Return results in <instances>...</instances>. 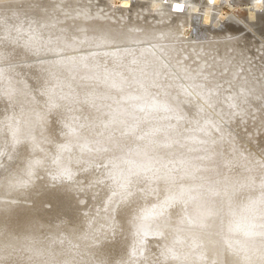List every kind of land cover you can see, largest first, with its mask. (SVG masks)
I'll return each instance as SVG.
<instances>
[{"label": "bare ground", "instance_id": "1", "mask_svg": "<svg viewBox=\"0 0 264 264\" xmlns=\"http://www.w3.org/2000/svg\"><path fill=\"white\" fill-rule=\"evenodd\" d=\"M171 1L179 2L187 9L189 21L193 14L202 12L199 9L200 2L204 9L202 15L204 24L211 22L212 11L216 10L219 3V0H205L206 3L204 0L197 3L192 0ZM149 3V8L154 12H157L162 6V1L159 0ZM253 5L255 9L261 10L264 8V1L254 0ZM179 13L182 12L179 11L176 15ZM229 14L228 11L226 13L219 12L216 20L220 22L223 19H229L230 15L234 16V14ZM10 17L12 20L15 18L12 15L2 16L3 20L0 22V61L3 63L4 60H10L17 56L26 59L33 56V63L18 66L17 70L20 69L21 74L22 72L26 74L24 80L27 81L26 83L33 92L32 100H30V103L31 101L33 103L29 106L36 111L33 109L35 117L33 116L31 121L26 120V123H23L27 125V121H30L28 123H31L33 127L30 129L33 130L32 133L27 130L26 135H22L23 125L19 121L21 117H19L20 108L18 106L20 103L14 96V90L10 89L11 85L6 86L5 84L10 73H2L4 71L2 68V72L0 71V81L3 86V90L0 91V149L2 152L4 150L5 154L2 155L4 158L0 162V264H145L147 261H151L152 264H179L178 262L181 261L179 259L183 260L180 264H264V243L260 242H264V236L230 232L227 228L226 216L230 200L233 203H238L264 193V161L259 162L254 155L247 154L245 151L241 152L242 146H239L240 143V145L245 144L248 148L250 147L251 150L257 148L264 155V133H257L258 137L255 138H247V133H245L246 136L244 133H239L241 137L235 135L234 146L240 155L236 153V149L233 150L235 147L232 149L229 147L230 144L222 143L218 151L223 165L217 173L213 170L216 150L213 140L219 131L217 124L223 114L215 115L212 119L203 117V119L205 118L203 120L201 118L203 108L206 109L204 104L205 101H208L207 99L226 108L223 110H227L230 106L229 102L224 100L225 97H220L219 90L214 88L218 82L214 85L211 77L208 81L210 84L203 88L204 93L200 91L203 94L196 96L194 103L187 102L190 105L184 107L183 114L176 110L175 105H172L171 98H167L168 101L165 100L166 98L155 96L158 98L156 99L153 96L154 99L151 97L152 101H147V104H139L140 100L145 98L142 94L147 89L143 91L141 87H145L146 82L133 85L134 88H137V93L133 92L134 94H130L122 88L121 82L127 79L125 77L126 79L122 80V78L128 71L141 77L143 67L148 66V72L152 73L153 78L164 73L168 56L177 54L178 44H180V41L174 43L170 40L171 29L173 25H176L173 24V21L168 23L169 25L167 24L168 27L164 31L162 30L163 37L170 38H165L168 41L163 43L158 41L156 46L161 45L158 49H155L156 46L148 48L141 46L137 48L139 51L123 49L124 51L121 53L123 62L121 61V63L115 52H107L102 63L100 62L101 67L98 68L100 73L96 74L92 71L94 67H97L93 63L95 59H92L93 61L86 60L81 55L79 59H76L78 58L76 55H74L75 57L61 58L59 53H53L52 49L65 50V47L71 46V42L66 40L67 46L60 42L58 46L54 47L52 41L43 37L41 26L31 25L30 21L33 16L27 23H11ZM234 17L240 21L236 16ZM249 18L250 20L258 19L256 13H250ZM258 22L264 26V16L263 18L259 17ZM188 26L190 25L182 28L184 37L182 42L191 29V27L189 30L186 29ZM229 27L235 29V27ZM89 28L94 27L89 26ZM94 30L97 36H100L102 43L115 42L117 35L115 32H110L103 27L99 28V26H95ZM143 35L144 38H147L151 36V33ZM123 38L125 37L123 36ZM15 41L18 43L17 45L14 44ZM220 42H222L221 39ZM216 43L214 44L216 45ZM51 44L52 46H50ZM229 45L231 42L229 44L227 42L223 46L232 48ZM202 47L205 48L204 45ZM49 50L54 55L57 53L60 57L35 62ZM75 64L77 66H74ZM6 69L8 67L5 68V72ZM105 75H108L110 80L106 81ZM113 77L117 78V80L115 78L113 80L116 87L112 86L111 78ZM90 83L94 84L92 85L94 87H90ZM160 86L159 88H161ZM257 86L252 83L251 87L246 89V93L250 95L248 100L251 103L255 101V92H258ZM57 88H61L62 91H58ZM170 90L175 100L181 96L190 97L196 91L192 87L168 88L167 92ZM162 91L166 90L163 88ZM111 95L117 97L113 103V105L116 103L117 106H111L109 112L107 109L105 110L107 112L104 111V113L92 111L94 106L97 107L94 104L96 101L112 97ZM256 98L258 97L256 96ZM112 99L111 101H113ZM129 101L135 104L133 112L137 116L132 117L135 123L132 122V125L124 128L123 120L126 112L123 105ZM93 104L94 106H92ZM152 105H165L169 112L165 114L153 111L150 107ZM257 114L259 113L257 112ZM164 116L167 118H162ZM257 117H255L257 122L254 120V123H259L260 119ZM236 121L231 123V130L237 128H235ZM128 122L130 123L129 120ZM176 122L183 125V127L178 125V127L181 126V129L177 128L181 130V134L185 133L187 136L190 156L182 155L180 158L181 156L179 157V154L174 152L164 156H168L166 160H182L189 163L196 176L194 182L202 185V190H204L199 200L176 202L170 200V194L175 192L180 184L193 182L186 179H177L173 182L161 177H145L135 173H128L126 179L120 182L112 178L114 162L126 158L133 149L143 147L145 133L156 129L159 132L162 131L153 138L156 141L155 150L173 144L172 132L176 128L174 127ZM15 123H19V125L14 126ZM89 123L97 127L95 126L96 128L93 129L94 134L83 137L78 131V127L84 124L86 126ZM261 123L264 124V122ZM261 126L263 127L262 124ZM254 128L257 129L256 126ZM192 133L194 136L190 135ZM198 134L204 138V143L213 145V148L207 152L200 150L197 141ZM125 136L128 138L127 142L123 141ZM201 142L203 143V141ZM122 143L124 144L120 147ZM131 146L133 149L128 148V150L127 147ZM198 154L202 155V164L196 162ZM97 170L99 176L95 174ZM66 173L70 174V179L64 178ZM180 175L177 173L178 177ZM47 176L54 181L52 186L49 185L51 182ZM94 180L101 185L93 183ZM78 181H83V186L76 190L74 186ZM93 184L96 185V189L91 188ZM212 187L220 190L221 195H212L209 191V188ZM100 198L104 201L100 210L105 212H99L97 216H88L87 226L83 227L78 214L79 210L83 205V207L85 206L84 210L89 211L90 209L86 207H89V204L94 201L93 204H97ZM114 198L117 199L112 203ZM219 201L222 205L221 216H218L220 210L218 212L214 207L215 203ZM181 209L187 212L182 218L186 219L189 228L201 231L185 230L183 235L176 239L180 248L176 253L167 255V248H169L171 240L168 233L173 230L169 226L170 224L172 227L177 226V218ZM110 210L113 213H109ZM139 213L144 215L142 217L144 220L139 219V222L135 224V216ZM208 213L214 214L208 215ZM161 214L174 221L170 224L166 223V220L164 223H151ZM219 222L221 224L220 234L223 236H214L213 230L220 232L217 226ZM183 243H188L190 247L196 249L197 255L194 261L190 262L187 259L186 246Z\"/></svg>", "mask_w": 264, "mask_h": 264}, {"label": "rangeland", "instance_id": "2", "mask_svg": "<svg viewBox=\"0 0 264 264\" xmlns=\"http://www.w3.org/2000/svg\"><path fill=\"white\" fill-rule=\"evenodd\" d=\"M151 1L153 0H150V1L149 0H144V1H141V0H0V22H2L1 20H3L2 16L4 17L6 15H10V16L12 15L15 17L13 20L10 17L11 23H16V22L27 23L29 19L32 18L33 16L32 21H30L31 25L36 24V27H38V25L41 26L43 30V34H42L43 37L47 38V40L52 41L53 42L52 44L54 47L58 46L60 42L65 44L66 40L71 42L70 43L71 46L68 45L69 47H65V50L59 49V51H56L57 49L55 48L52 49L53 53L55 52L59 53L58 55H60L61 58L65 56L75 57L74 55H76L78 57L76 59H79L81 55V57H85L86 60L91 59V61H93L95 59L93 63L97 67H94L92 71H94L96 74H99L100 70L98 68L101 67L100 62L102 63V61L105 58L104 56H106L105 54L107 52H115L116 56L118 57V61L121 63L122 61L121 53L122 51L126 49L128 51L132 49H136V51H139V49H137L138 47H141V46L146 47V48L152 47V46L155 47L158 41H161L162 43L164 41H168L170 37L165 36V38H168V39H165L163 37L162 30L164 31V29L168 27L169 25L168 23L173 21L174 22L173 24H176V25H173L171 29L172 39L170 38V40H172L174 43L180 41V44H178L177 54H171V56H168L169 58L167 60V65L164 68V73H161L159 76H156L153 78L152 73L148 72V69H149L148 66L143 67V74L141 77H137L135 73H133L132 71H128L126 75H124L122 78V80H124L125 77L127 78V79L125 78L126 79L125 81L121 82V84L123 85L122 88H124V91L129 92L130 94H134V93H137V88H134L133 85H137L138 83L145 84L146 82V84L144 85L145 87H141L143 91L147 89L142 94L145 96V98H143L144 100L143 99L140 100L139 104H147V101H152L153 96L156 99H158L157 97L159 96H160L159 98H164V99L166 98L165 100H168L171 98L170 101L173 102L172 105H175V108L177 107L176 110H178L179 113L182 112L181 114H183L184 107L186 108L190 105L187 102L194 103V101H196V96L204 93L203 88L206 85L210 84V82L208 81L210 80L211 77L213 78L212 83H214V85L218 82L216 86L214 85L213 86L214 88H217V90H219L220 97L222 98L225 97L224 100L226 99V101L229 102V105H230L228 106L229 110L228 108L227 110H223L226 108H223L219 106L217 103L215 102L213 103L212 101H210V99H207L208 101L207 102L205 101V104L207 106L204 104L207 110L206 109L204 110L203 108V111H202L203 116L201 118L203 119V117H205L207 119H210V118L212 119L214 118L215 115L223 114L222 119L217 124L219 131L217 133V136L213 140V144L214 146H216V150L214 154L215 159L213 163V170L214 172L218 173L220 171L221 166L223 165L221 163V157L218 151L219 148H221L222 143L225 142V144L228 143L227 145L230 144L229 147L233 149L235 147L234 146L235 140H236L235 135H238L237 137H241L239 136V133H244L245 136H246L245 133H247V138H250V137L255 138L256 136L258 137L257 133L259 134L264 133V130H263L264 124L261 123V122H264V99H263L264 95L262 96V94H264V89H263L264 88V26H261V24L258 22L259 17L263 18L264 16V8L261 10L255 9L253 5L254 0H251V1L250 0H219V3H218L219 8L217 7L216 10H214V12L212 11L213 18L211 22L208 24H204L203 18H202L204 9L202 8L203 6L200 5V2H199L201 0H192V2H196V3L199 2V9L202 12L193 14L191 17V21H189V16L187 15L189 13L187 9L184 7H183V11L181 10L182 13H179V15H176V13L179 11H177L175 8L177 4L175 1L172 2L171 0H159V1H162V6L159 8L157 12H154L152 9L149 8V4H150L149 2ZM204 3H206L205 0H204ZM185 5L188 8L187 4ZM231 6L233 7L231 8ZM147 7H148V10H147ZM227 11L230 14H234V16L240 19V21H237V19L234 16L229 14L230 20L223 19L222 21L218 22L216 20L217 14L219 12L226 13ZM250 13H256V18L258 17V19L250 20L249 18ZM92 21H94L93 22L94 24L92 23ZM187 25H190V26H188L186 29L189 30L191 27V29L189 30L190 34L188 33L187 37H185L186 40L184 39L185 42L184 41L182 42L184 38L183 33H182V28ZM228 25L231 27H235V29H231ZM89 26L94 27V28L90 29ZM95 26H99V28L103 27L104 29H108L110 32H115L117 34L115 38V42L102 43L101 39L99 38L100 36L99 35L97 36V34L95 33V30H94ZM58 30L59 32H57ZM146 33H151V36L144 38L143 34L146 35ZM123 36L125 38H123ZM223 36H226V37H223ZM215 37L219 39H216ZM187 38H188V41H187ZM220 39L222 40V42H220ZM229 41L231 42V45L229 46H231L232 48H228L226 46L224 47L223 45L227 44V42L229 44L230 43ZM214 43H216V45ZM14 44L17 45L18 43L15 41ZM52 44L50 46H52ZM203 45L205 48L202 47ZM65 46L67 45L65 44ZM160 46L161 45H159L158 47ZM158 47L156 46L155 49L156 48L158 49ZM68 49H69V52H68ZM50 52L51 50L44 52V55L51 54L50 56H46V57L42 53L43 57L45 58L43 57L37 58V59L34 58L36 59L35 62H37V60L43 61L47 58H56V57L59 58L60 57L57 55V53L56 55H54L52 52L51 53ZM220 56H222L224 59ZM32 61L34 62L33 56L27 57V59L25 57L17 56L10 60H4L3 63L2 61H0V64L2 63L0 65V71L2 72L3 70L2 68H4V71L2 73L4 74L10 73L8 78L5 80L6 82L5 84L6 86L9 84L11 85L10 89L14 90V96L16 100L20 103L18 106L20 108L19 117H21L19 121L23 125L22 135H26L25 132L27 130L30 131L29 133H32L33 130H30V129H32L33 127L31 126V123L29 124L28 122H30L31 119H33L32 117L34 116L35 109L29 106L30 104L33 103L32 101L30 103V100H32L31 96L33 95L32 94L33 92L30 86L28 85V83H26L27 81L24 80V78L26 77V74L23 72L21 74V71H19L20 69L17 70V68H19L18 66L20 67L23 66L25 63L31 64L33 63ZM21 62L23 63L21 64ZM14 66L16 67L14 68ZM74 66H77V64H75ZM7 67L8 69H6V72H5V68ZM214 74L216 75L214 76ZM18 76L20 77L18 78ZM114 78L117 80L116 77L111 78V80L113 81ZM194 79H197V80H194ZM206 80L208 83L205 82ZM184 82L186 83L184 84ZM257 82L259 86H257L258 85ZM252 83H255V85L258 87V92H255V95L258 98H256V96L254 95L255 96L254 103H251L248 100V96L250 97V95L246 93L247 92L246 89L248 87H251ZM92 85L94 84H91V83L89 84L90 87H94ZM159 86L161 88H159ZM167 86L168 88L177 87L178 89L179 87L180 88L181 87L182 88L192 87L194 90L196 89V91H194V94L192 95L193 97L194 96L195 97L193 98L192 96L190 97L181 96L179 98L180 100L178 98H176L175 100L174 99L175 97H172V91L170 90L169 92H167V89H168ZM162 87L166 91H162L163 90ZM1 90H3V86L0 81V91ZM57 90L62 91L61 88H57ZM259 90H262V91H259ZM200 91H202L203 93ZM195 92H196V95H195ZM159 93L161 94L159 95ZM257 93L259 96L257 95ZM111 96L112 97L99 100L100 103L99 101H96L94 104L97 107H95L93 104L92 106L94 107L92 108V111L93 112L95 111V113L97 112L104 113L106 109L109 112V110H111L112 108L111 106L113 107L117 106L116 103L115 105H113V103L115 102L114 100L117 97H115L114 95H111ZM25 98H27L28 100ZM111 99L113 101H111ZM109 103H111L112 105ZM134 105L135 104L130 101L126 103L125 105H123L124 110L127 114V115L126 114L124 115L125 116V119H124L125 121L123 120V123L125 126L124 128L129 127L130 125L135 123V121L132 118L133 116H137V114L133 112ZM257 112L259 114H257ZM229 114L231 115V117H229L230 116ZM25 115H26V118H25ZM255 117H257V119H260L259 123H254L256 121ZM205 118L203 120H205ZM26 120H30V121H27V125H24L26 123ZM128 120L130 121V123L128 122ZM233 121H236L235 128L237 127L236 128L237 130L230 129L231 128L230 125ZM239 121H240V125H239ZM176 123L177 124L174 126L176 128H174V132H172L173 133L172 135L173 144H170L167 147L165 146L164 148H157V150L154 151L155 152L154 155H157L164 159L168 157V156L167 157L164 156L165 154L169 155L172 152L179 154V157L181 156L180 158H182V155L190 156L189 143L186 141L187 136L185 133L181 134L180 133L181 130H178V128L181 129V126L183 127V125L181 123L179 124L178 122ZM261 124L263 125V127L261 126ZM18 125L19 123H15L14 126H18ZM84 125H82L81 127L80 126L78 127L79 129L78 131L80 132V134L83 135V137H85L84 135L91 136V134H94L93 129L97 127L96 125H92L90 123L88 125L86 124V126ZM178 125H181V126L178 127ZM238 126H240L241 128ZM255 126L257 127V129L254 128ZM161 132L162 131H160L159 133ZM253 134L254 136H252ZM58 135H59V132H58ZM190 135L194 136L193 133ZM197 137H198L197 141L199 144L198 148L200 147V150L207 152L209 149L213 148V145H207L206 143H204V138L201 137L200 134H198ZM59 139L61 138L59 137ZM123 139H124L123 141L127 142L128 138L125 136ZM200 139L201 141H203V143L199 141ZM237 139L241 140L242 138H237ZM123 144L124 143H122L120 147H122ZM239 146H242L241 152L245 151V153L247 154L250 153L254 155L258 159L259 162L264 161V155L257 148H252L253 150H251L250 147L248 148L245 144L240 145V143H239ZM128 148L131 150L133 149V146L127 147V149ZM235 149H236V153H239L240 155V152L237 151L238 149L235 147L233 150ZM0 152H1L0 153V162H1L4 158V156L2 157V155H4L5 152L3 150L4 152L3 153L1 149H0ZM201 157L202 155L198 154V157L196 159V162L199 164H202ZM95 174L96 175L98 174L99 176L98 170L95 172ZM49 181L51 182L49 183V185L52 186L54 181L51 179H49ZM94 182L97 185L100 184L98 181L94 180L93 183ZM95 184L91 185V188L96 189L97 187ZM82 186H83V181H78L76 183V186L74 187L76 190H78L82 188ZM203 191L204 190H202V193ZM79 192L81 193V191ZM77 196H80V195H77ZM116 199L117 198H114L112 200V203H114ZM94 202L89 204V207H86L87 209H90L91 211L90 210L85 211L84 210L85 206L83 207L82 205L81 209L78 212L82 220L83 227L87 226L88 216H91V215L97 216L99 215L97 213L104 211V210L103 211L100 210V207L104 202L103 200H101V198L100 200H98L97 204L96 203L93 204ZM111 204H110V207H111ZM214 207L216 208V210H218V212L220 210L219 212L220 215L218 214V216H221L222 205L220 201L218 203H215ZM181 210L179 213L180 218L179 217L177 218V221H178L177 226L172 227L170 223H172L174 220L171 221L172 219L170 220L167 217H164V215L162 216V214L161 216H158V218L153 219L152 220L153 222H151V223L157 224L160 222L164 223L166 220L167 221L166 223L170 224L169 227L173 229L172 232L168 233L171 240L169 241V246H168L169 248H167V251H168L167 255L176 253L177 250L180 248V246L176 242V239L180 238L183 235V232H185V230H193L196 232L201 231L198 229L189 228V224L185 221L186 219L182 218L184 214L185 215L187 214V212L184 209H181ZM111 212L112 210L109 211V213ZM142 217H144L142 213L137 214L135 216L134 223L137 224L139 222V219L140 220L143 219ZM217 226L220 231L221 229L220 222L219 224H217ZM212 232L214 236H219V235L223 236V234H220L221 231L217 232L216 230H213ZM260 242L264 243L263 241H260ZM183 245L186 246L185 250L187 252V259L190 262L194 261L197 255L196 249L194 247H190L188 243H183ZM179 261L182 262L183 260L179 259ZM180 262L178 263L180 264ZM145 264H152V262L147 261Z\"/></svg>", "mask_w": 264, "mask_h": 264}, {"label": "clouds", "instance_id": "3", "mask_svg": "<svg viewBox=\"0 0 264 264\" xmlns=\"http://www.w3.org/2000/svg\"><path fill=\"white\" fill-rule=\"evenodd\" d=\"M105 80H110L105 75ZM112 86L116 87L114 81ZM151 110L159 113H168L169 109L165 105H152ZM162 118H167L166 116ZM159 130H152L145 133V144L143 147L133 149L126 158L114 162L112 178L117 181L126 179L128 173H135L145 177H161L175 182L177 179L193 181L187 184H180L177 190L170 194V200L176 201H197L202 196V185L195 183L196 176L191 170V166L186 161L166 160L154 155L156 141L153 139ZM177 173L181 175L178 177ZM65 179H70V174L64 175ZM212 195H221L220 190L209 188ZM214 213H208L213 215ZM227 228L230 232L244 233L252 236H264V193L249 197L246 201L228 203Z\"/></svg>", "mask_w": 264, "mask_h": 264}, {"label": "snow or ice", "instance_id": "4", "mask_svg": "<svg viewBox=\"0 0 264 264\" xmlns=\"http://www.w3.org/2000/svg\"><path fill=\"white\" fill-rule=\"evenodd\" d=\"M183 7L184 6L182 4H179V3H177L176 6H175V8H176L177 11L183 10Z\"/></svg>", "mask_w": 264, "mask_h": 264}]
</instances>
